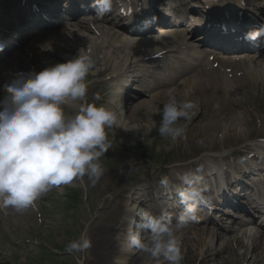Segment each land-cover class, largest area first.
Segmentation results:
<instances>
[{"label":"bare ground","instance_id":"bare-ground-1","mask_svg":"<svg viewBox=\"0 0 264 264\" xmlns=\"http://www.w3.org/2000/svg\"><path fill=\"white\" fill-rule=\"evenodd\" d=\"M126 1L114 0L113 10L119 9V4ZM163 1L164 7H170L174 19L173 21L161 19L162 25L183 21L191 25L192 29L189 31L181 28L171 29L166 25L160 30L164 34L161 39L154 37L152 41L144 37L134 39L128 36L131 34L129 28L109 27L111 13L106 14L105 17L96 16L97 9L93 6L95 0H50L48 12L51 15L66 12V17L70 20L63 30L56 31L52 30L49 22L44 19L41 10H34L33 6L37 4L33 3V0L26 1L27 4L22 5V15L29 18L28 23L43 26L47 31L43 33V31L31 30L27 33V35L40 36H30L28 49L32 56L30 53V61L27 64L26 59L23 58L20 67L24 69V73H29L28 67L31 64L34 72H40L58 63H65L63 60L67 58L75 59L82 51L84 55L91 56L94 68L93 73L87 78L105 77L93 85V89H96L100 96L96 104H105L117 111L120 125L114 127L113 131L122 141L138 142L156 133L159 136L157 129L162 119L161 109L168 102L170 95L175 96L179 101L193 102L196 108L191 118L181 121L187 129V139L184 144L186 151L169 167L168 177L174 183H178L175 181L177 172L183 173L190 168L203 167L201 177L210 179V183L213 184L211 178L213 177L216 183L218 178L210 172L219 168L221 177L225 176L224 184H226V190L222 192L225 197L223 203L235 209V213L232 211L228 213L239 215L238 213H245V209L250 207L263 216L258 210L262 206L264 188L256 186L253 195L248 194V187L243 180L248 179L252 168L257 170L258 163H264V115L257 116L258 119H262L261 124L257 123L261 125L259 127L253 120L249 122V104L254 94L257 92L260 97H264V37L256 42L244 38L246 33L260 28L257 22L262 20L252 18L248 14L243 17L245 20L237 15L232 19H224L212 12L206 11L208 13L204 14L201 11L202 6L189 4L188 13L193 15L190 21L187 15L182 16L181 19L175 9H182L186 6L187 0ZM16 2L18 0L0 1V48L3 49L1 53L7 51L6 46L1 44L3 36L7 34L1 30L5 29L7 32V28H12L17 23L12 18H6V15L13 17L16 15ZM252 3L246 10L259 11L261 18H264V0H252ZM26 11L28 15L25 14ZM207 16L208 20L203 25V19H207ZM151 17L146 14L139 20L146 31H153L147 22ZM198 22L202 23L198 24ZM23 23L26 24V20ZM199 26L202 29H199ZM198 31L203 35L199 39L195 38ZM206 45H218L221 49L232 50L246 48L251 50L252 54L216 58L211 64L209 57L207 61L202 62L206 55L197 52ZM19 57L20 53H17L15 60ZM54 57L60 61L55 60ZM157 61L159 65H155ZM215 63L218 64L219 69L213 67ZM15 66L16 64L10 67L11 74H5L0 78L2 87L9 82L10 75L18 72ZM224 66L233 69L231 72L235 77L233 81L229 79V73L220 68ZM163 72L165 74H161ZM237 73H242L243 77L237 78ZM127 77L146 85V89H143L145 94H135L130 98L129 94L133 92L131 85L128 83L121 86L122 82L125 83L129 79ZM121 89H124V92H121ZM134 90L141 89L134 88ZM4 96L0 92V100ZM241 110L246 113H242ZM174 143L181 146V140ZM234 156L245 159L241 163H235L232 160ZM130 160L127 156H123L124 163L120 170H126ZM152 175L156 181H159L157 173L152 172ZM255 178L256 185L263 183L261 177L255 176ZM138 185L128 190L126 196L120 200L122 216L128 214L126 208L129 202L142 205L150 196L151 185L148 183ZM221 202L222 200L218 199L219 205ZM161 208L166 209V207ZM29 211V208L17 211L11 207H0V217L24 219ZM150 212L160 213L152 208ZM215 217L217 216L207 217L206 213L197 224L192 222V225L197 226H185L177 233L184 253L182 264H264V224L260 222L258 229H253L257 223L256 215H250L240 221L236 233L233 228L228 227V220L230 222L231 218L222 217L224 219H221V224L215 220ZM242 217L238 216L244 219ZM117 222L118 227L94 230L89 237L93 246L88 250V264H114L118 256H126L127 264H139L138 260L131 261L135 251L124 253L121 251V241L115 243L118 233L123 231L121 219ZM141 256H145L143 264H157L155 261L150 263L145 254L142 253Z\"/></svg>","mask_w":264,"mask_h":264},{"label":"clouds","instance_id":"clouds-1","mask_svg":"<svg viewBox=\"0 0 264 264\" xmlns=\"http://www.w3.org/2000/svg\"><path fill=\"white\" fill-rule=\"evenodd\" d=\"M96 16L113 11L114 0H95ZM155 20V17H153ZM264 37V26L245 34L256 42ZM3 49L0 48V51ZM94 68L89 55L45 68L40 72L17 73L6 83V95L0 100V207L17 211L34 207L51 190L88 177L95 185L104 175L101 159L112 148L107 130L119 127L117 111L105 104L79 103L88 93L87 77ZM97 94L95 100H99ZM75 115L66 114V106H76ZM196 105L179 101L170 95L161 109L160 137L173 142L187 139L181 121L191 118ZM203 167L175 174L174 183L168 176L160 179L165 194L175 191L179 215L169 211L153 214L139 211L130 204L128 214L121 218V241L124 253L139 252L150 261L163 257L167 264H182L184 253L177 238L189 222L197 220L201 206L211 207L201 186ZM139 217V222H137ZM93 246L87 233L71 240L69 254L87 253ZM77 264L83 261L77 257ZM114 264H127L126 256H118Z\"/></svg>","mask_w":264,"mask_h":264},{"label":"rangeland","instance_id":"rangeland-1","mask_svg":"<svg viewBox=\"0 0 264 264\" xmlns=\"http://www.w3.org/2000/svg\"><path fill=\"white\" fill-rule=\"evenodd\" d=\"M260 14L259 11L255 13L259 17ZM241 112L246 113L244 110ZM249 113V122L253 120L256 126L262 123L258 117L259 114L264 115V97H260L257 92L249 104ZM107 134L112 148L101 159L105 172L95 185L85 176L83 180L63 186L62 190L54 188L50 191L45 197L44 210L40 208L43 203L41 197L36 202L38 208L33 207L26 219L0 217V264H77V257L83 264H88V252L69 254L66 251L68 242L83 233L90 237L94 230L118 227L117 220L122 218L119 204L123 193L140 179L155 186L151 172L165 170L170 162L186 151L185 140H181V146H178L171 140L159 137L157 133L147 136L139 144L126 140L122 143L113 129L107 130ZM123 156L131 159L129 167L124 171L120 170L124 163ZM72 193L79 197L80 203L77 201L70 204L67 201V196ZM138 209L141 212L148 211L145 208ZM141 254L135 251L131 261L145 263V256ZM155 263L167 262L162 257Z\"/></svg>","mask_w":264,"mask_h":264}]
</instances>
